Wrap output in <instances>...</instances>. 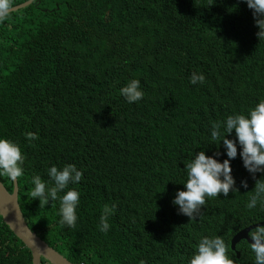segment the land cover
Masks as SVG:
<instances>
[{"label": "trees", "instance_id": "trees-1", "mask_svg": "<svg viewBox=\"0 0 264 264\" xmlns=\"http://www.w3.org/2000/svg\"><path fill=\"white\" fill-rule=\"evenodd\" d=\"M258 31L244 0H34L0 22V137L24 156L17 185L28 228L73 264H186L205 235L253 264L244 240L230 249L238 231L264 220V210L245 207L255 181L239 149L232 174L247 189L207 200L198 220L171 201L183 190V163L212 154L210 124L264 99ZM193 72L203 84L189 83ZM133 78L145 95L130 104L119 89ZM66 164L83 172L69 185L81 194L73 228L59 224V200L39 207L27 195L32 176L50 187L47 168ZM0 182L12 192L6 176ZM0 264H31L1 217Z\"/></svg>", "mask_w": 264, "mask_h": 264}, {"label": "clouds", "instance_id": "clouds-1", "mask_svg": "<svg viewBox=\"0 0 264 264\" xmlns=\"http://www.w3.org/2000/svg\"><path fill=\"white\" fill-rule=\"evenodd\" d=\"M244 3L252 11L254 23L259 29L256 33L257 38L264 40V0H244ZM14 11L16 6L13 0H0V22L6 21ZM97 21L98 19L94 20ZM204 81L205 77L202 73L193 72L189 77V83L192 85L203 84ZM119 92L130 104L138 103L145 95L141 81L135 78L129 80ZM229 136L233 138H228ZM25 137L29 142L37 139L36 134L32 132L26 133ZM209 140L210 142L204 147L215 145L211 155H206L202 149L194 152L192 158L183 163L186 174V180L182 184L183 190H177L171 201L176 206L177 213L186 216L189 221L198 220L207 200L218 196L227 198L229 192L234 194L239 192L240 188H248L247 179H241L237 186L236 178L232 174L231 161L237 157L238 149L244 169L255 181L245 207L248 210L258 207L264 210V99L259 100L247 113H233L226 116L223 121L212 122L209 128ZM221 147L223 153L220 151ZM221 155L226 158L221 160ZM23 164L24 156L20 145L8 138L0 137V176H6L11 182H18L24 175ZM257 173H260L259 179L256 178ZM47 176L51 181L50 187L46 186L41 176H32L30 183L33 187L27 195L33 200H38L39 207H45L50 202L59 200V224L69 228L75 227L81 194L69 185L79 184L83 177L82 170L74 164H66L59 169L52 165L47 168ZM59 193L62 195L58 196ZM114 210L115 205L104 207L98 224L101 232L110 230L108 217ZM247 240L248 243L245 242L254 254L253 264H264V223L252 225ZM237 255L240 256V253L237 252ZM186 264H238V260L229 256L228 246L220 235H205L199 238Z\"/></svg>", "mask_w": 264, "mask_h": 264}, {"label": "water", "instance_id": "water-1", "mask_svg": "<svg viewBox=\"0 0 264 264\" xmlns=\"http://www.w3.org/2000/svg\"><path fill=\"white\" fill-rule=\"evenodd\" d=\"M33 1L34 0H28V2L16 7V10L28 6ZM12 183V192L8 193L0 182V217L2 218V222L8 227L12 234L30 252L31 264H40L41 259L45 260L49 264H73L67 261L53 248L49 247L28 228L18 204L17 182ZM260 223H264V221ZM250 227L243 229L234 235L231 240L232 249H234V246L241 240L248 243L247 234Z\"/></svg>", "mask_w": 264, "mask_h": 264}, {"label": "rangeland", "instance_id": "rangeland-1", "mask_svg": "<svg viewBox=\"0 0 264 264\" xmlns=\"http://www.w3.org/2000/svg\"><path fill=\"white\" fill-rule=\"evenodd\" d=\"M234 237V236H233ZM232 237V238H233ZM232 238H231V240H232ZM231 240H230V249L232 250V251H234L233 249H232V246H231ZM235 257L238 259L240 256H238L237 255V252L235 251ZM239 264V263H238Z\"/></svg>", "mask_w": 264, "mask_h": 264}]
</instances>
